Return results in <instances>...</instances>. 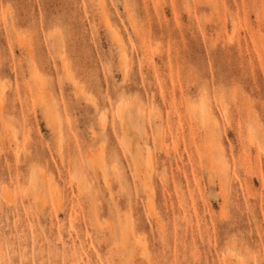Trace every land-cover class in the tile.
<instances>
[{
	"label": "rangeland",
	"instance_id": "1",
	"mask_svg": "<svg viewBox=\"0 0 264 264\" xmlns=\"http://www.w3.org/2000/svg\"><path fill=\"white\" fill-rule=\"evenodd\" d=\"M0 264H264V0H0Z\"/></svg>",
	"mask_w": 264,
	"mask_h": 264
},
{
	"label": "bare ground",
	"instance_id": "2",
	"mask_svg": "<svg viewBox=\"0 0 264 264\" xmlns=\"http://www.w3.org/2000/svg\"><path fill=\"white\" fill-rule=\"evenodd\" d=\"M202 118H203L202 120H205L207 118L210 119V115H209L207 110H205V113L202 115ZM209 122H211V120ZM54 189H56V188H54Z\"/></svg>",
	"mask_w": 264,
	"mask_h": 264
}]
</instances>
